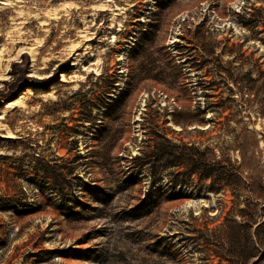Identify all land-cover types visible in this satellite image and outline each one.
Listing matches in <instances>:
<instances>
[{
	"label": "rangeland",
	"instance_id": "1",
	"mask_svg": "<svg viewBox=\"0 0 264 264\" xmlns=\"http://www.w3.org/2000/svg\"><path fill=\"white\" fill-rule=\"evenodd\" d=\"M16 98L0 264H264V0H0ZM165 137L182 164L147 198ZM216 161L241 178L203 176Z\"/></svg>",
	"mask_w": 264,
	"mask_h": 264
},
{
	"label": "trees",
	"instance_id": "2",
	"mask_svg": "<svg viewBox=\"0 0 264 264\" xmlns=\"http://www.w3.org/2000/svg\"><path fill=\"white\" fill-rule=\"evenodd\" d=\"M175 121H177L175 119ZM166 141L168 142L169 146L168 147H162L160 144H157L154 148L153 151H151L148 156V159H144V162L141 161V166L143 167V165H147L148 169H149V176L151 179V187L147 189L146 192V197H153V195H151L154 191L156 187V183H158L159 181V174H160V169L162 164H159V161H163L166 160V163H169L170 166H176V165H181L182 164V154L176 152L177 150L175 148H177L176 143L172 142L168 137H165ZM197 153H199L200 155H202V153L200 151H197ZM134 160L139 159L141 160L143 158V156H141L140 154L136 155L135 157H133ZM190 161H191V165L190 167L187 168V172L186 175L190 176L191 174H193L196 170V168L198 167L199 164V160L197 158H195V156H190ZM219 166H218V165ZM225 165L222 164L221 162H212V163H208L207 164V170L206 173H203L202 175H208L209 177L213 176L214 182L216 180H225L227 179V177H235V178H241V172L235 168L234 170L230 169V171L227 170L224 167ZM218 186H215L214 184H210L209 188L212 190H216ZM148 199H146L147 201ZM241 224V223H240ZM248 224V223H247ZM254 221H250V225L249 226H253ZM242 226H248L244 223L241 224ZM264 229V220H262L261 222H259L257 224V226L254 228V233L257 234L260 230ZM258 261L254 260L252 262V264H256Z\"/></svg>",
	"mask_w": 264,
	"mask_h": 264
},
{
	"label": "bare ground",
	"instance_id": "3",
	"mask_svg": "<svg viewBox=\"0 0 264 264\" xmlns=\"http://www.w3.org/2000/svg\"><path fill=\"white\" fill-rule=\"evenodd\" d=\"M18 99L19 98H16V99H14L12 101L7 102L4 106L0 107V110H2L3 108H8V107H11V106L15 105L16 102L18 101Z\"/></svg>",
	"mask_w": 264,
	"mask_h": 264
}]
</instances>
